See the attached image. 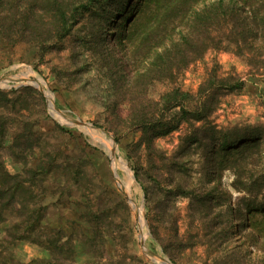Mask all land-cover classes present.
Instances as JSON below:
<instances>
[{"label": "rangeland", "instance_id": "rangeland-1", "mask_svg": "<svg viewBox=\"0 0 264 264\" xmlns=\"http://www.w3.org/2000/svg\"><path fill=\"white\" fill-rule=\"evenodd\" d=\"M218 1L82 0L60 36L0 0V166L30 192L0 264H264V66L215 47ZM141 112L174 129L139 147Z\"/></svg>", "mask_w": 264, "mask_h": 264}, {"label": "trees", "instance_id": "trees-1", "mask_svg": "<svg viewBox=\"0 0 264 264\" xmlns=\"http://www.w3.org/2000/svg\"><path fill=\"white\" fill-rule=\"evenodd\" d=\"M81 1L82 0H71L66 4H63V2H61L60 0L59 2L57 0H44L45 4L42 7V11L44 10V13L49 12L52 16V23L50 24L51 28L45 30V33L47 34L48 32H54L60 33V36L64 35L68 29V24H66V21L68 20L67 13L74 8L76 2L81 3ZM237 5L239 6L237 7ZM217 7L219 8V14L217 15L218 20L216 28L218 33L217 38L214 40L215 47L222 50H231L249 67L257 66V68H262L264 66V61H254L252 57L249 56V54L251 53V51L258 57L264 54V0H239L238 2H234L232 0H229L228 2L227 0H219L217 3ZM205 25V27L207 28V31H205V33L208 34L209 31H211L213 28L209 25V23ZM207 45L208 43L206 44V47H208ZM235 83L229 80L228 83L224 82L222 85L225 86L226 89H233L241 84L240 81L239 83L237 82V84ZM176 91L178 92V90ZM168 105L174 107L178 106L179 104L174 100V102H168ZM142 106L143 105H141V107ZM164 107H162L160 110L164 111L166 109ZM141 111H143V109ZM136 115L138 116L132 118L130 120V123L133 125L138 124V126L136 127H138L141 131H143V129H148L152 131L151 133H153L149 136H145L142 134L140 138L141 141L139 142V147L143 142L145 144H149L150 141L154 140L156 137L164 135L174 129V127H170L164 124L145 127L146 125H150V118H146L147 114L145 112H141ZM23 139L27 140L26 137H23ZM221 151L226 152L227 149L222 148ZM135 159H138V157H136ZM152 165V168L156 173H158L159 167L154 164ZM35 169L37 170L34 171V173L32 171L29 172L37 174L38 171H40L42 168ZM160 170L162 171V168H160ZM175 171L177 173H180L181 175H184L181 168H177ZM43 172L45 173V171ZM18 177L19 173L10 174L2 166H0V223L6 221L9 214L8 212H14V216H12V219L14 220L13 224L5 227L7 236L9 239H11L10 241L26 238V235L23 232L24 229L18 228V225L28 221L26 220L25 215V201L30 192L26 193V191H24L26 187H28L26 186L27 180H18ZM184 186L185 185L181 187L180 184L176 183L174 187L172 186L169 190L166 191V194L171 193V195H173L174 197L178 195L188 196L191 193L185 190ZM168 198L167 202L169 203L170 201ZM251 206L253 205H249L248 208H251ZM172 208L174 209V205L171 206V209ZM34 219H37V217H35ZM170 224L173 227V235L171 237H168V240L162 238L160 241L163 243L165 241L169 242L173 240L170 243V245H172L174 242L181 240V237H179L178 232L175 229L176 218L174 216V213L171 215ZM32 241L37 242V236L33 237Z\"/></svg>", "mask_w": 264, "mask_h": 264}, {"label": "bare ground", "instance_id": "bare-ground-1", "mask_svg": "<svg viewBox=\"0 0 264 264\" xmlns=\"http://www.w3.org/2000/svg\"><path fill=\"white\" fill-rule=\"evenodd\" d=\"M111 158H112V157H111ZM121 167H122L123 169L127 170L124 164H122ZM130 180H131V179H130ZM126 185H127V187L130 186L129 183H127ZM127 187H126V188H127ZM128 189H129V188H128ZM125 191H126V189H125Z\"/></svg>", "mask_w": 264, "mask_h": 264}]
</instances>
